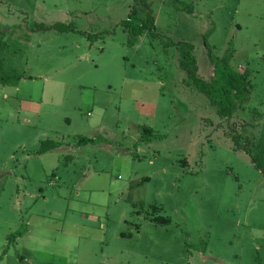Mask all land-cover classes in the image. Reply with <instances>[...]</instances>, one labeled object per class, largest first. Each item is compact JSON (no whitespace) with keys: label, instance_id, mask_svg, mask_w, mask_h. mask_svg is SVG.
I'll list each match as a JSON object with an SVG mask.
<instances>
[{"label":"rangeland","instance_id":"374dc122","mask_svg":"<svg viewBox=\"0 0 264 264\" xmlns=\"http://www.w3.org/2000/svg\"><path fill=\"white\" fill-rule=\"evenodd\" d=\"M149 2L158 35L132 45L140 0H0L24 76L0 85V264H264V0ZM186 42L204 80L209 50L249 76L232 119L188 85Z\"/></svg>","mask_w":264,"mask_h":264},{"label":"trees","instance_id":"16d2710c","mask_svg":"<svg viewBox=\"0 0 264 264\" xmlns=\"http://www.w3.org/2000/svg\"><path fill=\"white\" fill-rule=\"evenodd\" d=\"M140 2L146 10L145 14L141 15L137 10L138 8H134L129 18L122 23L129 32L130 44L132 45L135 44V41L139 37L146 33L153 36L158 35L152 4L149 0H140ZM43 26L42 24L39 25V27ZM45 27L46 29H56L59 31L73 30L72 25L63 23H56L50 26L46 25ZM179 46H181L179 64L180 68L187 74L189 80L188 85H193L199 92L205 94L210 99L212 107L216 108L220 118L226 120L232 119L250 100L253 86L249 80V76L232 69L230 62L233 54H229V56H224L220 59L215 58L209 50V58L214 65V75L209 81H206L199 75V64L195 54V46L187 42ZM5 49L6 42L0 35V85L18 86L24 76L14 70H7L6 62L2 57ZM145 132L151 131L146 129ZM233 140L235 142L238 141L235 136ZM96 141L97 139L91 138L80 139V143L82 144L95 143ZM62 144L63 143L60 141L43 140L37 153L45 155L55 151L61 147ZM253 162L260 168V164L255 157H253ZM153 221L159 224H167L170 222L169 219L162 217L154 218ZM23 233L24 232L20 230L17 234L23 235Z\"/></svg>","mask_w":264,"mask_h":264}]
</instances>
